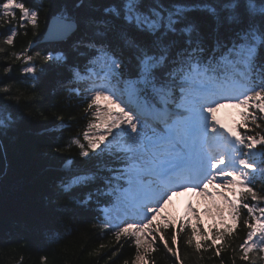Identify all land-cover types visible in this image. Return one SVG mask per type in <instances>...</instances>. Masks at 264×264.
Returning <instances> with one entry per match:
<instances>
[{
    "label": "snow or ice",
    "instance_id": "6c2138e0",
    "mask_svg": "<svg viewBox=\"0 0 264 264\" xmlns=\"http://www.w3.org/2000/svg\"><path fill=\"white\" fill-rule=\"evenodd\" d=\"M49 7L0 0L4 77L22 61L28 99L50 70L67 73L63 83L82 92V134L34 145L60 162L51 202L94 205L103 231L134 246L131 264H154L157 244L184 264L181 240L194 254L220 258L241 226L245 237L231 251L243 264L264 260V189L254 186L255 174L264 176V0H73L45 28L58 47L34 50L29 40L7 54L18 29L38 34ZM10 91L0 81V93ZM225 106L241 110L231 126L217 117ZM24 120L0 104V155L6 141L33 147ZM182 192L209 199L216 223L203 227L191 203L180 219L164 215Z\"/></svg>",
    "mask_w": 264,
    "mask_h": 264
},
{
    "label": "trees",
    "instance_id": "16d2710c",
    "mask_svg": "<svg viewBox=\"0 0 264 264\" xmlns=\"http://www.w3.org/2000/svg\"><path fill=\"white\" fill-rule=\"evenodd\" d=\"M30 2L40 3L41 0ZM42 2L50 7L47 13L41 12L38 34L33 36L30 27L18 29L14 46L8 49L7 54L19 53L28 46L29 40L36 44L34 50L58 47L42 41L45 28L58 10L73 0ZM5 58V54L0 53V81L10 84L11 91L0 93V104L7 106L13 114H24L22 127L33 147L23 140L5 142L6 169L0 179V264H43V257H47L46 264H124L125 261L131 264L135 255L134 246L127 240L117 243L111 232L103 231L98 223L99 210L94 205L83 208L68 197L55 204L51 202V197L55 195L51 185L59 174L60 162L42 158L34 149L36 144L63 145L75 139L78 132L82 134L85 127L82 107L79 106L82 92L63 83L68 78L67 73L58 74L50 70L37 82V96L28 99L32 95L28 90L32 82L20 76L22 61L13 64V71L5 78ZM5 96L11 98L5 99ZM17 96H20L18 101ZM59 116H63L64 120H59ZM239 120L240 116L235 123ZM41 131L43 135L39 134ZM76 151L73 146L72 154L75 155ZM254 186L258 191L264 189V176L256 173ZM77 195L82 197L84 191H79ZM245 233L241 226L235 237L227 242L229 250L223 252L220 258L215 257L211 250L194 254L192 247L181 240L179 248L183 262L220 264L223 259L224 264H233L235 259V264H243L231 248L242 242ZM101 244L104 248L100 247ZM156 248L151 258L154 264H176L161 244H157ZM112 252L117 254L112 256ZM263 263L264 260L259 259L256 262Z\"/></svg>",
    "mask_w": 264,
    "mask_h": 264
},
{
    "label": "rangeland",
    "instance_id": "374dc122",
    "mask_svg": "<svg viewBox=\"0 0 264 264\" xmlns=\"http://www.w3.org/2000/svg\"><path fill=\"white\" fill-rule=\"evenodd\" d=\"M240 111H241L240 109L232 108L231 106H225L217 112V117L224 124L231 126L233 118L236 117L238 112L240 113ZM182 195L183 197H180L178 195L173 196L172 200L165 208L164 215L173 216L172 214L176 210L180 212L182 215H185L187 211V205L191 203L195 208H197L198 215L200 216L203 225L212 226L213 224L216 223L214 217L206 211V209L210 207L209 199L205 197H201L195 193L191 194V192H185Z\"/></svg>",
    "mask_w": 264,
    "mask_h": 264
},
{
    "label": "water",
    "instance_id": "95a60500",
    "mask_svg": "<svg viewBox=\"0 0 264 264\" xmlns=\"http://www.w3.org/2000/svg\"><path fill=\"white\" fill-rule=\"evenodd\" d=\"M54 19H55V16L50 19L48 26H50L54 22ZM42 41L48 42V37H47L46 33H44ZM5 169H6V163H5L4 155H0V179L4 175Z\"/></svg>",
    "mask_w": 264,
    "mask_h": 264
}]
</instances>
